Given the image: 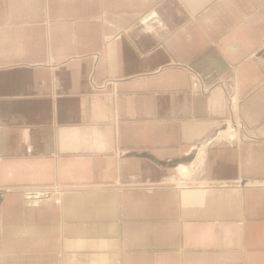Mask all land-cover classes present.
<instances>
[{"label":"crops","instance_id":"0c3cea01","mask_svg":"<svg viewBox=\"0 0 264 264\" xmlns=\"http://www.w3.org/2000/svg\"><path fill=\"white\" fill-rule=\"evenodd\" d=\"M0 264H264V0H0Z\"/></svg>","mask_w":264,"mask_h":264},{"label":"bare ground","instance_id":"6f19581e","mask_svg":"<svg viewBox=\"0 0 264 264\" xmlns=\"http://www.w3.org/2000/svg\"><path fill=\"white\" fill-rule=\"evenodd\" d=\"M201 157H203V153L202 152H200V154H199V158H201ZM190 173H191V171H190V169H188V168H183L182 170H181V175L183 176V178H180L179 180H175V182H176V184H178V185H180V186H184L185 185V179H186V177H188L189 175H190ZM202 186V185H201ZM189 191V190H188ZM190 192V191H189ZM188 192V193H189Z\"/></svg>","mask_w":264,"mask_h":264},{"label":"water","instance_id":"95a60500","mask_svg":"<svg viewBox=\"0 0 264 264\" xmlns=\"http://www.w3.org/2000/svg\"><path fill=\"white\" fill-rule=\"evenodd\" d=\"M144 156H148V155H146V154H143ZM193 154L190 156V157H188V158H181V159H179V160H176L175 161V163H179V162H184V161H186V160H190V159H192L193 158Z\"/></svg>","mask_w":264,"mask_h":264},{"label":"built area","instance_id":"2783aa9c","mask_svg":"<svg viewBox=\"0 0 264 264\" xmlns=\"http://www.w3.org/2000/svg\"><path fill=\"white\" fill-rule=\"evenodd\" d=\"M234 138L231 136L228 138V144L233 145Z\"/></svg>","mask_w":264,"mask_h":264},{"label":"rangeland","instance_id":"374dc122","mask_svg":"<svg viewBox=\"0 0 264 264\" xmlns=\"http://www.w3.org/2000/svg\"><path fill=\"white\" fill-rule=\"evenodd\" d=\"M180 178H183V176L181 175V177H180ZM180 178H179V179H180ZM179 179H176V180H179Z\"/></svg>","mask_w":264,"mask_h":264}]
</instances>
